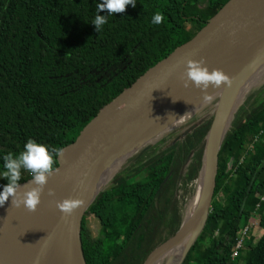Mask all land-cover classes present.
Returning a JSON list of instances; mask_svg holds the SVG:
<instances>
[{"label":"trees","instance_id":"16d2710c","mask_svg":"<svg viewBox=\"0 0 264 264\" xmlns=\"http://www.w3.org/2000/svg\"><path fill=\"white\" fill-rule=\"evenodd\" d=\"M226 1L134 0L123 13L100 12L107 23L96 32L92 21L102 0H0V173L3 155L23 151L29 138L50 148L70 144ZM157 11L164 16L159 25L151 20ZM215 101L120 162L81 217L84 264H142L177 232L183 199L201 176ZM235 103L218 147L209 212L179 264H264V75ZM186 126L180 138L169 139ZM30 178L22 171L19 183ZM7 183L0 178V192ZM87 217L97 221L96 235L86 234ZM250 219L260 232L253 237L249 228L231 260Z\"/></svg>","mask_w":264,"mask_h":264},{"label":"water","instance_id":"95a60500","mask_svg":"<svg viewBox=\"0 0 264 264\" xmlns=\"http://www.w3.org/2000/svg\"><path fill=\"white\" fill-rule=\"evenodd\" d=\"M188 59H203L209 71L221 69L226 75L231 73L232 85L224 86L216 94L207 131L203 168L200 178L195 181L201 182L202 187L191 217L193 224L196 222V229L191 232V226L186 231L191 236L176 262L179 264L209 212L218 147L227 129L231 90L249 73L257 71L264 75V0H227L192 38L174 48L105 104L75 139L62 148L64 155L56 157L55 168L59 172L48 178L36 212H28L23 206L12 207V198L9 197L0 207V264H36L44 228L52 218L62 217L56 202L71 198L75 190L81 192L84 206L66 217L64 232L78 264H84L80 221L94 196L106 183V180L100 183L101 180L131 151L172 130L182 121L172 127L166 123L206 103L202 100L195 104L203 93L194 86L185 88L183 85L181 76ZM257 78L252 84L259 82L260 78ZM161 127L165 129L157 133ZM150 129L153 132L149 137L140 141ZM30 181L31 178L20 183L21 191L27 190L25 186ZM49 190L54 192L53 196L48 195ZM183 221L177 232L155 247L142 264H152L157 255L180 238Z\"/></svg>","mask_w":264,"mask_h":264},{"label":"clouds","instance_id":"9594fccd","mask_svg":"<svg viewBox=\"0 0 264 264\" xmlns=\"http://www.w3.org/2000/svg\"><path fill=\"white\" fill-rule=\"evenodd\" d=\"M128 5L135 7L134 0H102L96 4V16L92 21L96 32L107 23V16L99 15L100 12L107 11L108 14L123 13ZM152 23L159 25L163 22L164 16L157 11L151 18ZM185 88L194 86L203 93L205 102H210L212 96L208 94L209 87L220 88L222 86L231 87L232 80L221 69H212L205 66L203 59L199 61L188 59L185 64V71L181 76ZM64 149L58 147H49L48 145L39 144L29 138L24 145L23 151L18 154L8 152L3 155L4 171L0 173V178L8 181L3 191L0 192V207L12 198V207L20 208L23 206L28 212H36L41 203V196L48 183V178L59 172L58 168H54V157H62ZM22 171H27L31 176L29 185L21 191L19 183ZM49 196H53L54 192L49 190ZM56 208L62 214V217L73 215L78 209L84 206V201L79 199L67 198L56 202ZM45 239V238H44Z\"/></svg>","mask_w":264,"mask_h":264},{"label":"bare ground","instance_id":"6f19581e","mask_svg":"<svg viewBox=\"0 0 264 264\" xmlns=\"http://www.w3.org/2000/svg\"><path fill=\"white\" fill-rule=\"evenodd\" d=\"M255 74L256 73H254V72L249 73L245 77L241 78L238 81V83L232 88L230 96H229L230 106L233 104L234 100L236 102L235 105L237 103H239L240 98H241L242 94L244 93V91L247 89L248 86L252 85L253 80H255L253 77ZM227 76L231 77V73L227 74ZM223 87L224 86H222L220 88L210 87L207 90L208 94L211 96L216 95L218 92H220L223 89ZM259 92H258V94H259ZM202 100H204L203 94L200 96L199 100L197 102H195V104L199 103ZM195 104H191V105L194 106ZM184 110H185V108L182 110V112ZM179 113H181V112H179ZM152 132H153V129H150L149 131H147L141 137L140 141L146 140ZM125 157H123L122 160ZM142 159H144V158H142ZM118 166L119 165L116 164L113 168H111L108 171V173L106 174V176L101 180L100 183H102L104 180L107 181L110 178L109 175L112 173L113 169L115 168V170H116ZM184 178H185V176H184ZM201 191H202V187H201V185H199L198 188L196 189V192L194 193L195 194L194 199H193V202L190 206V216L186 217L182 223V228H181L182 235L166 251H164L163 253L156 256V260H159L163 256V254H165L164 256H166L164 264H176V262L179 260L180 256L183 253L185 245H186L185 239H186L187 235H189L186 233L187 229L190 228L191 226H193L191 232H193L196 229V222L193 224L192 219H191V217L193 215H191V213H194V211H195V207L198 204L200 196H201ZM186 193H187V191H186ZM71 198L82 200V194L79 190L72 191ZM191 207H192V209H191ZM66 221H67V219L65 217L56 216L48 222V224L44 228V230L41 234V237H40L36 264H78L76 257L72 253V249H71V246H70L69 241L67 239L66 233L64 232V225H65ZM174 229H175V226H174ZM152 264H154V262Z\"/></svg>","mask_w":264,"mask_h":264},{"label":"rangeland","instance_id":"374dc122","mask_svg":"<svg viewBox=\"0 0 264 264\" xmlns=\"http://www.w3.org/2000/svg\"><path fill=\"white\" fill-rule=\"evenodd\" d=\"M256 74L253 76L254 77V79H256L258 76V78H257V80H259V78L263 75V74H261V72H255ZM252 77V78H253ZM251 78V79H252ZM250 79V80H251ZM249 80V81H250ZM256 80V81H257ZM218 95V94H217ZM217 95L216 96H213V98H216L217 97ZM212 98V99H213ZM235 102V100L233 101V103ZM201 107V106H200ZM200 107L199 106H197V107H195L192 111H190L189 113H186V114H184V115H181V116H179V117H177V118H174V120H171V121H169L168 123H166V125L169 127V126H174L176 123H178V122H180V121H183V120H185V119H187V118H189V117H191V115H192V113H194L198 108L200 109ZM198 109V110H199ZM182 112V111H181ZM166 126V127H167ZM165 127V126H164ZM163 127V128H164ZM165 127V128H166ZM189 127L190 126H186V127H184V128H182L181 130H177V131H175V132H173L171 135H170V137H169V139L170 140H172V141H174V140H176V139H178V138H180L184 133H186L188 130H189ZM162 127L157 131V133L160 131V130H162L163 129ZM164 128V129H165ZM156 133V134H157ZM199 185H201V182H194V184H193V189H194V192H193V195L191 196V197H186V201L184 202V205L182 206V209H183V207H186V205H187V210L186 211H184L183 213H182V221L186 218V217H188V216H190V206H191V204H192V202H193V199H194V193L196 192V189L198 188V186ZM188 201V202H187ZM186 204V205H185ZM191 209H192V207H191ZM191 215H193V213H191ZM85 228L87 229V231H86V234L89 236V234H90V236L91 235H96V232L98 231V228H99V226H98V224H97V221L93 218V217H87V218H85ZM88 231H89V233H88ZM259 229L257 228V227H255V226H252L251 227V233H252V236L253 237H257L258 236V234H259ZM191 233V232H190ZM190 234L189 235H187V237H186V241L185 242H187L188 241V239L190 238ZM160 245V244H159ZM165 254H163V256L159 259V260H156V258H155V260L153 261L154 262V264H162L163 263V261H165V258H166V256H164ZM158 256V255H157ZM164 264V263H163Z\"/></svg>","mask_w":264,"mask_h":264},{"label":"built area","instance_id":"2783aa9c","mask_svg":"<svg viewBox=\"0 0 264 264\" xmlns=\"http://www.w3.org/2000/svg\"><path fill=\"white\" fill-rule=\"evenodd\" d=\"M262 199H263V197H259V199H258L259 202H261ZM183 201H184V202L186 201V198H185V197H184ZM257 206H258V204H256V205L254 206V208H253V212H252L253 214L256 212V208H257ZM255 224H256V223H255L252 219H250V220L248 221V224L245 225V226L242 228L240 236L235 240L234 245H233V247H232V250H231V253H230V259H231V260H234V259L237 258V255H238V253H239V249H240L241 240H242V238H243V235L247 232V230H248L249 228H251V227L254 226Z\"/></svg>","mask_w":264,"mask_h":264}]
</instances>
